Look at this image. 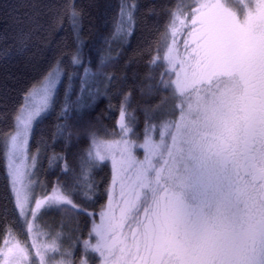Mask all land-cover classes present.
<instances>
[{
    "label": "trees",
    "instance_id": "trees-1",
    "mask_svg": "<svg viewBox=\"0 0 264 264\" xmlns=\"http://www.w3.org/2000/svg\"><path fill=\"white\" fill-rule=\"evenodd\" d=\"M184 1L193 3L0 0V246L20 216L6 166L8 138L29 91L60 64L62 79L50 109L33 125L29 149L38 152L35 173L39 187L45 193L59 188L68 199L52 207L47 217L69 232L68 242L75 247L73 264L84 259L85 264H100L103 254L106 259L116 218L115 213L106 212V207L117 192L128 196L125 200L121 197V203L114 207L128 208L125 225L127 232L131 231L129 261L176 262L174 253L147 232L149 222L166 208L158 178L146 183L141 173L139 180L123 183L124 188L114 191L110 163H94L88 153L95 138L118 137L123 110L139 138L145 133L147 121L163 119L170 109L178 107L175 95L165 85L170 80L165 57L171 35L169 23ZM223 1L239 15L246 9L244 5H256L258 0ZM125 2L134 4L133 27L116 41ZM197 57L206 61L211 71L212 63L194 48L192 58ZM86 66L95 74L82 88ZM84 250H89L85 257Z\"/></svg>",
    "mask_w": 264,
    "mask_h": 264
},
{
    "label": "rangeland",
    "instance_id": "rangeland-1",
    "mask_svg": "<svg viewBox=\"0 0 264 264\" xmlns=\"http://www.w3.org/2000/svg\"><path fill=\"white\" fill-rule=\"evenodd\" d=\"M192 2L179 4L169 23L171 35L167 53L170 55L167 54L165 58L170 80L165 85L175 95L178 107L170 109L163 119L147 121L145 133L139 138L133 132L134 123L123 110L118 137L95 138L88 153L96 160L94 163H110L114 172V191H120L121 186L124 188L123 183L139 180L142 174L146 176V183L148 179L158 178L168 212L162 210L158 213L149 222L147 232L161 245L171 237L170 245L166 247L177 257L174 264H178L179 260L189 264L188 257L191 256L185 251L186 248H180V239L171 235L176 231L179 236V230L183 231L180 223L182 218L185 219L182 207L186 189H182V186L195 170L198 135L207 128L217 127L222 114L240 101L241 80L222 76L227 72L223 68L231 63L252 62L256 65L262 61L264 64V59L260 60L264 58V0L256 1L257 6L244 5L246 9L239 15L223 0ZM186 4L191 6L187 7ZM133 9L132 3L122 5L116 41L131 31ZM194 48L212 63L211 71L206 61L200 57L192 58ZM94 74L86 66L82 86L87 85ZM62 75L61 65L56 64L29 91L8 138L6 166L20 216L0 246V264H73L75 247L68 242L69 232L66 233L65 228L58 226L53 218L47 217L52 207L68 199L59 188L45 193L39 187L35 173L38 152L31 153L29 149L33 125L39 116L50 109ZM120 195L117 192L106 207V212L115 213L116 218L112 223L114 232L111 231L107 242L110 250L105 253L106 259L103 254L100 264H132L128 258L131 231L128 233V226L125 225L128 208L122 210L114 207L116 203H121V197L128 199V196ZM172 216L171 227L165 225L164 218ZM86 251L89 250H84V257ZM80 264H85V259Z\"/></svg>",
    "mask_w": 264,
    "mask_h": 264
},
{
    "label": "flooded vegetation",
    "instance_id": "flooded-vegetation-1",
    "mask_svg": "<svg viewBox=\"0 0 264 264\" xmlns=\"http://www.w3.org/2000/svg\"><path fill=\"white\" fill-rule=\"evenodd\" d=\"M223 69L241 80L240 101L198 135L195 170L182 186L183 231L171 236L191 254L189 264H264V64Z\"/></svg>",
    "mask_w": 264,
    "mask_h": 264
}]
</instances>
